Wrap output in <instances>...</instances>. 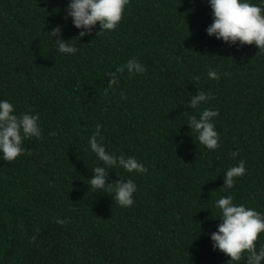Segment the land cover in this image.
Masks as SVG:
<instances>
[{
	"label": "trees",
	"instance_id": "trees-1",
	"mask_svg": "<svg viewBox=\"0 0 264 264\" xmlns=\"http://www.w3.org/2000/svg\"><path fill=\"white\" fill-rule=\"evenodd\" d=\"M67 3L0 0V99L38 113L42 129L24 154L0 158V264H226L209 238L215 201L231 194L264 212V51L209 36L207 0H129L115 29L97 22L75 54H61L48 31L77 35ZM133 57L145 72L129 73ZM199 91L211 96L190 108ZM205 108L218 110L213 150L186 122ZM97 124L108 151L147 166L108 172V182L137 184L130 207L89 184ZM240 160L247 172L225 189L223 173Z\"/></svg>",
	"mask_w": 264,
	"mask_h": 264
},
{
	"label": "clouds",
	"instance_id": "clouds-1",
	"mask_svg": "<svg viewBox=\"0 0 264 264\" xmlns=\"http://www.w3.org/2000/svg\"><path fill=\"white\" fill-rule=\"evenodd\" d=\"M191 2V0H190ZM129 0H68L66 18H71V24L79 29L76 36L68 40L61 39L63 26L54 25L49 32L54 44L61 54H75L78 51V41L91 33L99 23L100 29H115L122 19V14ZM211 8V23L206 27V33L229 45L242 46L255 44L258 50L264 51V0H207ZM75 38V42H73ZM129 73H143L145 67L135 57L126 62ZM209 78H220L215 69L210 68ZM224 75H229L225 72ZM115 75L109 84L117 83ZM211 96L210 92L199 91L188 101L190 108H197ZM217 109L205 108L197 117L190 115L186 121L189 128L197 134L198 141L213 150L219 147L220 135L215 128L214 117ZM38 113L29 111L17 113L14 103L9 99H0V158L13 161L26 152L23 142L26 138H41L42 129ZM102 125L97 124L95 131L89 137V146L95 153L98 163L91 169L93 175L88 180L93 190L103 189L112 195L113 200L121 207H130L134 203V193L137 184L132 178L108 182L109 170L123 168L127 172L144 173L147 166L134 156L115 155L107 150L101 133ZM51 134H55L54 132ZM231 155L235 157L236 152ZM246 162L240 160L223 173V186L231 189L236 178L247 172ZM215 206L220 210L219 223L216 229L209 233L214 250L224 253L229 259L226 264H239L246 257L245 264H264V244L257 249L256 241L264 232V212L233 201L231 194L219 197ZM66 221L57 219V223Z\"/></svg>",
	"mask_w": 264,
	"mask_h": 264
}]
</instances>
